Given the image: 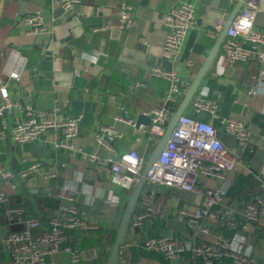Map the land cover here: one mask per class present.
Listing matches in <instances>:
<instances>
[{
    "label": "crops",
    "instance_id": "1",
    "mask_svg": "<svg viewBox=\"0 0 264 264\" xmlns=\"http://www.w3.org/2000/svg\"><path fill=\"white\" fill-rule=\"evenodd\" d=\"M54 1L0 0V68L10 48L18 49L27 59L21 80L8 82L10 99L19 105L13 110L12 120H18L20 109L25 105L45 112L56 105L68 115H82L76 147L85 153L101 158L107 156L106 149L96 146L94 137L100 128L111 126L122 134L121 139L113 143L114 149L119 152L135 150L146 161L154 144L148 143L125 121L128 117L135 120L137 115L160 107L166 85L151 78V69H163L162 63L166 61L171 64V69L178 70L183 81L191 82L212 48V24L218 19L224 22L233 5L228 0L211 1L200 18V24L185 35L179 58L173 64L170 53L163 49L165 28L162 20L168 9L179 0H135V26L126 32L116 28L118 0H80L66 12L55 7ZM259 7L255 25L263 28L264 2ZM36 11L41 15L46 30L33 36L20 19ZM218 56L196 95L214 101L218 115L246 120L249 139L246 150L241 152V159L250 173L236 171L230 174L224 183L225 194L221 203L212 209L215 219L207 222L210 234L206 238L222 235L231 241L234 251L264 264V220L252 223L242 217L245 204L263 194L264 75L260 74V66L254 61L226 67ZM187 61L194 65L187 67ZM117 63L122 64L120 70L116 69ZM90 83H93L92 87ZM251 91H255V95H250ZM192 116L216 125L214 119L206 114ZM217 136L228 149L236 150L231 136L222 132ZM59 138L58 134L49 132L32 144L15 148L4 145V150L0 151V163L16 171L20 157L26 156L40 164V174L54 171L56 180L75 183L79 210L88 220L100 224L97 233L79 242L87 260L84 264H105L128 196L110 183L108 167L84 162L76 152L55 151L53 145ZM56 180L35 176L16 185L15 189L7 187L6 190L11 203H23L45 225L56 207L46 206L43 200L54 199L53 192L59 186ZM200 184L215 189L222 183L211 179L202 180ZM44 190L53 192L47 195L39 193ZM200 206V198L194 194L171 189L156 190L153 217L137 234H127L119 257L128 264H205L187 251L174 262L166 261L159 253L147 251L142 246L144 238L162 235L187 242L193 233L192 225L178 217V213L194 211ZM230 210L232 214L226 215ZM5 233L0 221V241ZM133 239L137 244L132 245ZM8 258L0 247V264H7ZM46 258L49 264H67V256L63 252ZM210 264L232 263L229 257H225Z\"/></svg>",
    "mask_w": 264,
    "mask_h": 264
},
{
    "label": "built area",
    "instance_id": "2",
    "mask_svg": "<svg viewBox=\"0 0 264 264\" xmlns=\"http://www.w3.org/2000/svg\"><path fill=\"white\" fill-rule=\"evenodd\" d=\"M237 1L228 0L230 5ZM200 2L201 0H179L164 14L163 49L170 53L173 64L179 58L185 35L196 26V13ZM261 2L264 0H246L228 30L218 53V58L226 67L246 65L254 61L260 66V74L264 75V27L258 28L255 25ZM79 3L80 0H55L54 6L66 12ZM134 3L135 0L117 2L116 28L121 32L129 31L135 26ZM20 22L30 35L45 33V25L37 11L23 16ZM222 25L221 19L214 21L210 32L212 39H216ZM97 54L106 56L103 53ZM193 65L191 61L186 62L189 68ZM26 68L27 59L18 49L10 48L0 68V151L4 150V145L15 148L32 144L49 132L58 134L60 138L53 145L55 151L64 149L76 152L84 162L108 167L110 183L121 188L128 196L141 175L145 160L135 150L119 152L114 149L113 143L120 140L122 134L113 127H102L95 134L96 146L108 152L106 157L101 158L76 147L82 115H68L56 105L48 112L25 105L20 109L18 120H12L13 110L19 108V105L10 99L8 82L18 83ZM150 76L166 83L160 107L143 113L150 120L148 126L136 129L132 120L125 122L145 137L148 143L155 144V139L163 136L166 124L191 82L183 81L178 70L174 68L166 71L154 67ZM249 94L255 95V91ZM262 109L264 113V103ZM193 114H206L214 119L216 125L198 120ZM220 132L234 139L235 151L228 149L218 139ZM171 136V140L145 176V184L130 218L127 234H137L144 223L153 217L156 190L182 191L198 196L201 201L197 210L178 213V217L188 220L192 225L190 239L183 243L178 237L169 235L146 237L142 241L145 250L157 252L166 261L173 262L187 251L194 259L205 264L225 257H229L232 264H262L249 255L234 251L231 241L222 235L206 238L210 234L207 222L215 219L212 209L221 203L225 194L224 183L230 174L236 171L250 173L241 159V152L246 150L249 139L246 120L220 116L214 101L195 95L189 107L177 120ZM40 169L38 162L30 161L26 156L20 157L16 171L9 165L0 163V221L6 229L0 247L9 257L7 264H49L46 257L60 252L67 256V264H84L87 260L83 257L79 242L97 233L100 224L88 220L79 210L75 183L64 180L61 186L52 191L57 206L45 225L23 203L13 204L9 199L7 187L15 189L16 185L26 183L35 176H40L43 180L57 179L54 171L40 174ZM211 179L221 182V186L214 189L200 184L202 180ZM261 188L263 194L249 200L244 206L242 217L247 222L257 223L264 220V181ZM225 214L229 216L232 211ZM131 243L137 244L135 239ZM118 260V264H128L119 255Z\"/></svg>",
    "mask_w": 264,
    "mask_h": 264
},
{
    "label": "water",
    "instance_id": "3",
    "mask_svg": "<svg viewBox=\"0 0 264 264\" xmlns=\"http://www.w3.org/2000/svg\"><path fill=\"white\" fill-rule=\"evenodd\" d=\"M213 0H202L201 4L197 11V20L196 24H200V18H202L205 14L206 8L209 6L210 2ZM217 0H214V2ZM246 2V0H238L232 7L231 12L225 19L222 25V29L219 32L218 36L212 43V48L207 52L206 58L204 62L201 64L197 72L195 73L193 79L191 80V83L188 84L185 92L182 95L181 101L177 105V108L172 115L171 119L168 121L165 127V131L162 137L155 139L154 147L148 157V159L144 163L143 170L141 172L140 177L138 178L137 183L132 188L133 190L130 191L126 203L123 208V212L121 214L119 225H117V228L115 230V238L111 247V250L108 254V257L105 261V264H118V255L121 247L124 244V241L127 236V230H128V224L130 221V218L134 212V209L136 208L137 200L140 196V193L144 187L145 184V176L147 172L151 169L153 164L156 162L158 155L165 149L167 143L171 140V132L174 128L177 120L180 118L182 113L185 111V109L189 106V104L193 101L194 96L197 94L201 83L203 79L206 77L208 71L212 66H214L215 59L219 53L220 46L224 40V38L227 35L228 30H230V27L237 19V16L240 12V9L242 5ZM114 35H116V32H114ZM163 69L166 71L171 70V64L164 61L162 63ZM122 68L121 63L116 64V69L120 70ZM130 86H134V83H130ZM124 119L125 118V115ZM127 120H132L134 122L135 128H139L140 126H148L150 123V120L147 116L143 114L137 115L135 120L133 118L128 117ZM58 185L61 186L63 184V179L56 180ZM38 192V191H37ZM40 194L47 195L51 194L52 191H40Z\"/></svg>",
    "mask_w": 264,
    "mask_h": 264
},
{
    "label": "trees",
    "instance_id": "4",
    "mask_svg": "<svg viewBox=\"0 0 264 264\" xmlns=\"http://www.w3.org/2000/svg\"><path fill=\"white\" fill-rule=\"evenodd\" d=\"M158 81H160V80H158ZM163 83H165V82H163ZM89 85H90V87H92L93 83H90ZM165 85H166V83H165ZM165 90H166V87H165ZM165 90H164V92H165ZM43 203L46 204V206L49 205V207H53V208H55L57 206L56 199L55 200L54 199L51 200L49 198H44ZM113 241H114V239H113Z\"/></svg>",
    "mask_w": 264,
    "mask_h": 264
}]
</instances>
